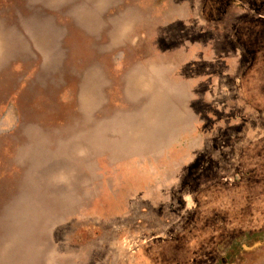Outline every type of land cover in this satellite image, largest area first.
<instances>
[{
	"label": "rangeland",
	"instance_id": "obj_1",
	"mask_svg": "<svg viewBox=\"0 0 264 264\" xmlns=\"http://www.w3.org/2000/svg\"><path fill=\"white\" fill-rule=\"evenodd\" d=\"M94 2L0 0V264H264V0Z\"/></svg>",
	"mask_w": 264,
	"mask_h": 264
},
{
	"label": "water",
	"instance_id": "obj_2",
	"mask_svg": "<svg viewBox=\"0 0 264 264\" xmlns=\"http://www.w3.org/2000/svg\"><path fill=\"white\" fill-rule=\"evenodd\" d=\"M92 1V4L89 6V9H88V12H89V10H90V7L93 5L94 6V9H93V11L92 12H90V13H88V14H86L87 16H91V15H93V14H95L96 15V10H95V4H93V2H94V0H91ZM106 1H108V0H105V2ZM95 3V2H94ZM34 25H35V27H36V29L37 30H39V31H42L45 35H46V37L44 38V39H40L39 41L41 42V44H44V45H46V44H50L51 43V39H52V36L55 34V33H57L56 32V30H55V27L50 23V21L49 20H35V22H34ZM53 46H54V44H52V45H46V46H44L45 48H48V47H50V48H53ZM59 60H60V56H59V58H58V56L56 55V59H52V65L54 66V67H56L57 65H58V63H59ZM91 74H93V73H91ZM98 78V77H97ZM98 80V79H97ZM97 85V83H91V84H89V85H87V86H91V85ZM98 86V85H97ZM42 153V154H41ZM41 155L43 156V152L39 149L38 151H37V157L39 158V159H41ZM40 172V174H44L45 172H42V171H39ZM23 206L25 207V202H20V204L18 205V204H15V203H13V204H9V206L6 208V210H5V216L6 217H8V220L10 221V225L11 226H13V225H15L16 224V220L15 219H11V217H15V216H17V218L19 219V218H21V221H22V218L24 217V216H26L27 214L25 213V208H23ZM19 215H20V217H19ZM9 225V224H8ZM16 226V225H15Z\"/></svg>",
	"mask_w": 264,
	"mask_h": 264
}]
</instances>
